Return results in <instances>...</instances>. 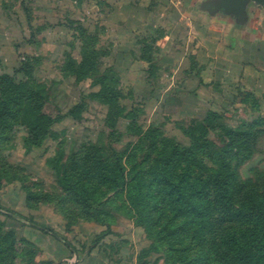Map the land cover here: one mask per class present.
<instances>
[{
    "label": "rangeland",
    "instance_id": "rangeland-1",
    "mask_svg": "<svg viewBox=\"0 0 264 264\" xmlns=\"http://www.w3.org/2000/svg\"><path fill=\"white\" fill-rule=\"evenodd\" d=\"M129 14L120 0H0V264H197L208 239L232 261L234 225L216 220L249 216V191L264 182V77L234 80L224 65L209 66L211 50L199 61L198 46L219 29L190 27L187 37L173 22L159 47L165 29L126 28ZM169 16L183 20L173 7ZM205 120L213 148L190 165L215 172L193 213L210 232L158 243L120 190L118 164L129 188L149 186L153 178L135 174L155 167L166 146H189ZM179 165L175 182L187 163ZM153 244L157 253H143Z\"/></svg>",
    "mask_w": 264,
    "mask_h": 264
},
{
    "label": "trees",
    "instance_id": "trees-1",
    "mask_svg": "<svg viewBox=\"0 0 264 264\" xmlns=\"http://www.w3.org/2000/svg\"><path fill=\"white\" fill-rule=\"evenodd\" d=\"M5 79L9 80L11 78L6 77ZM205 122L207 121L205 120L203 123L200 122L197 124V130H203L204 132L203 134L199 132L193 137L190 136L191 143L189 146L180 147L177 144L166 146L158 159L155 160V167L146 171H139L135 174V181H141L146 176L153 178L147 187L142 186L136 191L133 188H129L126 182L125 170L121 163L118 164L120 168V179L122 180L120 190L126 191V199L132 211H134L139 224L144 226L148 235L156 239L158 243H161L164 238H169L168 240L170 241L179 239L184 243L189 238H196L198 234L206 237L210 232L208 231L207 233L205 229H202L204 227L201 220L202 215L196 216L193 213L197 211V204L203 199L205 192L214 191L213 178L215 172L214 169L208 168L210 170L207 172V175L201 176L197 172H194L190 165L192 162L193 164L198 163L197 156L200 152L213 148V144L207 138L206 128L204 129ZM207 126L208 128L211 127L210 130H213L210 124ZM214 156L212 155L210 157L211 163L215 161ZM251 158L252 156L250 154H244V159L250 160ZM180 163H187V165L184 167L185 171L180 180L175 182L171 174ZM202 165L204 166L203 163ZM205 168H207L206 165ZM102 175L104 179L107 178L105 176L106 174ZM263 184L264 182L259 188L254 186L249 191L247 197L251 200L253 206L249 211V216H243V214H227L226 216L223 215V217H220L219 220H216L217 226L221 224L225 225L226 223L229 227L234 225L232 228L234 231L233 234H229L232 249L230 248L226 251L231 256L232 261L227 262L220 253L218 254L219 251L215 249L214 241L208 239L206 240L208 246L205 250V258L201 259V261L199 260L197 264H264V255H259L258 252L264 248V205L261 204L264 199ZM61 186L71 192L76 190L75 186H64L63 183ZM253 189L255 192L252 191ZM191 200L193 201V208L189 204ZM250 220L251 223L249 222ZM212 222L215 224V221ZM240 222H243V224H240ZM224 225L218 230L219 234H223L224 231L228 232L230 229L226 228V226L224 227ZM243 230L245 232L251 231V234H260L262 236L251 241L245 236ZM186 251H188L187 248L179 252L185 253ZM152 252H158L155 244L151 245L143 253L148 255ZM143 264L146 263L144 262Z\"/></svg>",
    "mask_w": 264,
    "mask_h": 264
},
{
    "label": "crops",
    "instance_id": "crops-1",
    "mask_svg": "<svg viewBox=\"0 0 264 264\" xmlns=\"http://www.w3.org/2000/svg\"><path fill=\"white\" fill-rule=\"evenodd\" d=\"M221 0H120V9L133 15H128V19L120 21L130 23L126 28L145 31L152 34L155 27L165 29L164 36L158 40L169 39L172 23H183L188 37L190 27H197L202 32H216L220 30L217 37L212 36L211 41L206 42V46H198L199 61L201 55L207 54L211 50V58H208V64L224 65L233 79L264 77V6H260L253 1L246 5L244 17L237 18L233 15L225 14L219 8ZM172 7L178 11L181 18L174 21L171 16ZM159 14V15H157ZM169 14V15H168ZM253 29H260V36L253 38ZM208 31V32H207ZM219 32H216L218 34ZM203 38V37H202ZM208 39H211L208 37ZM257 44V45H256ZM259 46V47H255ZM223 46L228 53V61L222 58V53L218 54ZM256 48L258 63L255 61L256 54L253 55ZM160 47V46H159ZM161 50V48H160ZM217 50V52H216ZM260 50V52H259ZM206 57V56H205ZM207 59V58H206ZM200 64V69L206 70V66ZM260 75V76H258ZM263 79L261 78V83ZM258 82V81H256ZM198 94V93H197ZM253 94V93H252ZM197 96V95H196Z\"/></svg>",
    "mask_w": 264,
    "mask_h": 264
},
{
    "label": "water",
    "instance_id": "water-1",
    "mask_svg": "<svg viewBox=\"0 0 264 264\" xmlns=\"http://www.w3.org/2000/svg\"><path fill=\"white\" fill-rule=\"evenodd\" d=\"M250 1H253L260 6H264V0H221L218 9H222L225 14L242 18L244 17L246 5Z\"/></svg>",
    "mask_w": 264,
    "mask_h": 264
}]
</instances>
